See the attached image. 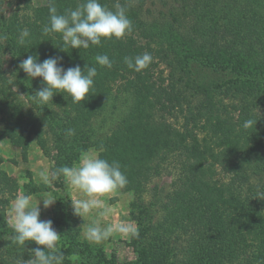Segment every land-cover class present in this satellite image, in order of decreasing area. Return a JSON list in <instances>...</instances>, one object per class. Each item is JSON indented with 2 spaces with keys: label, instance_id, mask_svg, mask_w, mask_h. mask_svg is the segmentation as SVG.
Returning a JSON list of instances; mask_svg holds the SVG:
<instances>
[{
  "label": "trees",
  "instance_id": "16d2710c",
  "mask_svg": "<svg viewBox=\"0 0 264 264\" xmlns=\"http://www.w3.org/2000/svg\"><path fill=\"white\" fill-rule=\"evenodd\" d=\"M152 1L156 2V0ZM167 1L160 0L164 6H167ZM175 1L179 2V0ZM22 2L23 0H19L16 4L17 10L12 13V17L9 19L4 17L6 21H12L14 24V20H17L21 25L23 24L25 14L20 18L18 8ZM81 2L83 0H54L58 13H64L69 8L75 9ZM101 2L104 5L120 3L127 7L129 15L134 18L131 19L133 26L139 28L147 40L144 47L153 58L147 67L148 70L151 71L152 65L155 70L160 62L171 67V74L164 79V83L144 81L146 86L154 88L157 98L162 96L169 102L167 105L163 104L166 112L174 116L181 114L184 117L182 129H185V132H180L171 125H165V115L163 129L165 131H168V128L173 129L175 135L183 137L196 136L198 131L202 130L206 131L211 139L215 138V142L221 146L219 153H215L221 168L218 174L221 178L226 176L228 179L226 186L222 183L224 187L221 191H226L230 199L239 206L236 212H225L223 209L217 215L213 207H207L202 213L196 212L195 221L192 223L190 222L192 215L188 209L182 207L183 210L180 212V206L173 205V211L170 209L172 211V217H170L174 221L169 219L166 221L168 224L159 223L156 229L157 235L161 240L168 242L170 231L178 230L179 238H181L179 232L188 234L185 240L174 242L177 253L184 255L183 260L179 259L180 263L224 264L227 261L240 260V264H264V237L261 235L258 237V240L260 239L258 245L240 238V234L243 238V231L248 228L251 230L257 228L263 233L262 227L253 223V218H242V215L264 216V0H210L209 2L215 6L214 11L217 10V12L213 15L214 19H209L215 22L210 23L209 29L204 27L208 20L189 18L185 8H181L185 9L183 13L172 11L169 15L163 13L158 15L154 22H150L146 14L140 13L139 8V12H135L136 6L139 3L143 4L145 0H100ZM172 3L174 0L170 1V6ZM186 6L183 5V7ZM139 7L141 8V4ZM30 18L34 19H29L28 22L31 35L28 39L31 41L26 40V42H30L36 50L45 53L43 48L46 52H53L57 47L59 49L63 47L66 49L64 50L66 59L70 62H77L82 70L85 65L96 66L98 72L97 77L94 78V85L84 101L73 103L71 96L67 93H57L55 94L57 97L52 98V105L49 101L41 107L38 106L43 114L42 117H45L53 128V143L66 144L64 149L66 157L62 158L64 153L58 156L56 168L64 166L63 164L70 165L71 159L74 160L89 144L95 146L104 159L125 161L123 155L128 152L131 133L129 121H123L105 137H97L99 133L93 125V120L103 115L104 111L110 107L109 103L113 101L111 105H115L119 99L118 95L113 96L111 83L117 75H114L107 67H101L97 62L89 61L93 46L90 45L87 49H72L70 46H64L61 34L48 36L42 34V27L49 21L48 5L34 8ZM124 38L119 47L126 43H134L131 35H125ZM102 43H104L103 40ZM153 43L156 45L154 46ZM166 47H169V50L165 49ZM7 48L0 43V50L4 51ZM216 49L222 51V54L219 53V59L214 57L217 56ZM16 52L12 56L18 67L20 58H27L30 51L25 50L24 44ZM197 53L206 54L211 62H216L217 66L214 67H219L218 69L229 75V79L220 83H198L192 77L193 74L187 64V58L194 57ZM2 55L3 53L0 54V115L7 121L17 116L15 110L19 107V103H15V99L12 98L13 93L11 94L7 86L8 77L2 64L4 60ZM47 55L45 54V57L39 60L42 62ZM59 66L67 69L68 63L63 62L61 58ZM75 66L77 65L70 67ZM148 74L152 75L150 72ZM101 76L104 78L99 80ZM129 83H132V80ZM126 84L121 91H127ZM54 100L58 105L60 104L59 106H67L65 114L53 107L57 104L53 102ZM153 100L148 101L152 103ZM37 105L40 104L37 103ZM141 105L139 101L136 102V108L139 109ZM248 119L254 120L256 125L254 123L248 129H244L242 125ZM159 121L154 120V123H162ZM67 129H75V135L67 136ZM1 134L11 137L13 141L22 138L16 132V127L11 131L6 129ZM71 143H84V145L80 149L77 145L73 147ZM169 144L170 150L159 162L161 165L155 166L154 170L157 173L168 172L172 175L169 184L171 190L167 191L172 202L177 200L179 194L192 201L198 197L203 198L206 192L215 190L211 183L217 182L212 176L217 174H211L207 178V174L204 173L205 166L207 171H211V166L214 164H204L202 158L191 159L190 147L185 144L184 138H177L176 143ZM152 168H140L134 162L130 163V170H132L130 172L134 179L131 187L143 188L142 184L147 181L146 176ZM121 170L128 174L127 164H123ZM212 172H215V169ZM10 190V187L2 183V176H0V209L6 206L8 197L3 199V196ZM209 211L214 214H210ZM3 225L7 228L5 223ZM186 226L192 230L186 229ZM3 233L1 228V235ZM8 242L12 247L14 244L12 240ZM3 245L4 239L0 237V264H15L19 256L17 246L4 248ZM251 245L254 247L252 253L247 249L248 247L251 249Z\"/></svg>",
  "mask_w": 264,
  "mask_h": 264
},
{
  "label": "rangeland",
  "instance_id": "374dc122",
  "mask_svg": "<svg viewBox=\"0 0 264 264\" xmlns=\"http://www.w3.org/2000/svg\"><path fill=\"white\" fill-rule=\"evenodd\" d=\"M170 1L168 0L167 6H164L160 0H156V2L145 0L143 4L139 3L136 6L135 12L138 13L139 8L141 14H146L148 21L154 22L158 15H163V13L169 15L171 11L183 13L186 9L189 18L208 20L204 26L207 29H209L210 23H215L214 20H209L214 19L213 15L217 12V10L214 11L215 6L209 2L210 0H185L186 2L174 0L172 6H170ZM17 3H19V0H0V34L7 37V39L0 40V43L8 47L4 51L1 49L0 54L3 53L4 60H2V64L7 71V86L11 94L13 93L12 98L15 99V103H19V107L15 110L17 116L14 119L9 118L5 121L3 116L0 115V176H2V183L12 190L5 192L3 199L8 197V200H6L7 204L0 209V237L4 239L3 247H16L15 244L11 247L8 242V240H12L13 236L11 235H14L13 229L8 224L10 202L17 194L29 195L35 205L39 196L44 192H48L57 200L48 209H45L41 202L40 219L53 221V226L60 235L58 245L64 254L63 264H184L185 262H179V259L183 260L184 255L177 253L174 242L181 239L185 240L188 234L179 232L181 237L179 238L177 236L178 230L175 232L170 231L168 242H165L160 239L156 230L159 223L168 224L166 221L173 219L171 218L173 205L180 206V209L178 208L180 212L183 210L182 207L188 209L192 215L190 220L192 223L195 221L196 212L202 213L207 207H213L214 213L217 215L223 209L225 212H236L239 206L230 199V195L226 191H221L222 187L226 186V180L228 179L226 176L221 178L218 174L221 168L216 160L215 153H219L221 146L215 142V138L211 139L209 134L202 130H199L196 136L190 137L186 135L183 137L175 135V130L173 129L168 128V131L163 129V121L166 120L165 125H171L174 129L185 132V129H182L184 117L181 114L174 116L166 112V107L164 108L163 104L167 105L169 102L162 96L158 97L160 98L159 100L154 94V88L146 86L144 81L147 80L157 84L164 83V79H167L169 74H171V67L164 62H160L155 70L152 65L150 68L152 72L147 68L141 72H135L127 67L123 62L125 56L135 57L145 52L149 53L144 47L147 40L143 36V32L134 26L133 30L126 34L133 37L134 43H126L124 46L119 47V44L125 40L124 36L121 39H106L103 40L104 43L100 46H93L92 57L89 61L96 62L95 57L97 55H108L112 61L110 70H112L114 75H117L116 79L111 81L113 96L118 95L119 97L115 105H111L113 101L109 103L110 107L104 111V114L93 120V125L98 130L99 136L97 137H105L110 135L123 121H129L131 126L129 148L128 152L123 155L125 161H119L121 168L123 164H127L129 171L128 174L124 172L127 177L125 186L118 187L109 193L99 196L97 199L98 206L93 208L84 218L76 216L71 206L72 200L86 199L84 194L70 187L62 175L55 178L50 175L49 183L47 184L40 180L39 172L41 170L46 168L51 174L58 163V156L64 153L62 158L66 157V151L64 150L66 144L53 143V128L47 122V119L42 117L43 114L38 109V106L41 107L43 105H37L32 99L31 95H34L37 90L45 86L42 84V78L30 79L23 70L19 69V65L18 67L15 65L14 56H12L23 46L18 43V36L22 29H28V22L31 19L30 13L36 7H46L49 4V0H23L18 5L19 17L21 18L25 14V20L22 25L17 20H14V24H12V21L8 22L4 19L5 16L8 19L12 17V13L17 10ZM140 4L141 8L139 7ZM106 5L109 9L114 10V3ZM183 5L187 6L183 7ZM129 14L127 11L130 20L134 19ZM207 29H205L206 32H208ZM26 40L31 41L28 38ZM153 45L155 46L156 44L153 43ZM27 49L30 51L28 52L30 53L29 55L38 56L39 59L44 58L45 54H48L45 59L51 56L62 58L63 62L68 63L67 69L72 65H78L77 62H70L66 59L67 55L59 47L53 52H46L45 48H43L45 53H41L30 42H26L25 50ZM165 49L169 50V47ZM215 52L217 56L214 57L219 59V53L222 54V51L216 49ZM20 59L22 61L26 58ZM187 60L188 67L193 74L192 77L200 84L220 83L229 79V75L218 69L219 67H214L217 66L216 62H211V59L206 54L197 53L194 57H188ZM149 72L152 74L151 76L148 74ZM103 78L101 76L99 80ZM130 80H132V83H129ZM125 84L128 86L127 91H121ZM56 97L54 95L53 99ZM150 99H154L152 103L148 101ZM138 101L142 103L139 109L136 108V102ZM53 102L57 103L55 100ZM49 104L52 105L51 101ZM59 105L57 103L53 107L60 113L65 114L67 106ZM154 120H160L159 122L162 123L155 124ZM11 125L12 128L16 127V132L22 137L21 139L13 141L11 137L1 134L6 129L11 131ZM177 138H184L185 144L190 147L189 157L191 159L199 160V158H202L204 164H214V166H211V171H207V166H205L206 169L203 171L207 174V178L211 174H217L212 175L213 180H217L215 184L211 183L215 190H211L209 193L206 192L203 198L198 197L196 200L192 199L191 201L188 197L186 198L179 194L176 198L177 200L172 202L171 196H168L167 193V191L171 190L169 184L171 183L172 175L168 172L157 173L154 170L161 165H159V162L163 160L166 152L170 150L169 143H176ZM71 144L73 147L77 145L80 149L84 145V143ZM88 151L96 152L100 155V151L92 144H89L74 160L71 159V164L67 166L71 167L79 161L84 152ZM193 154L195 155L193 156ZM109 162L111 161L109 160ZM133 162L140 168L153 167L146 176L147 181L142 184L143 188L131 187L134 179H132L133 175L130 172L132 171L130 170V163ZM214 169L215 172H212ZM129 179H131L130 182ZM209 213L214 214L211 211ZM186 217L188 218V215ZM248 217L250 219L253 218V223L257 224L258 227L261 226L264 233V216L256 215V217H251L250 215H242V218L247 219ZM95 220H98L102 227H113L114 230L109 239L100 243H92L85 238L84 231L86 227ZM3 223H5L7 228L4 227ZM120 225L127 226L131 231L127 234L121 233L118 230ZM1 228L4 232L3 235H1ZM185 228L192 230L188 226ZM263 233L257 228L255 230L248 228L244 229L243 238L241 234L240 238L243 241L247 239L253 245H258L260 243L258 237L260 235L264 237ZM37 247L43 246H39L34 242H27L24 249L16 247L19 251V256L15 264H23V261L31 259L30 251ZM247 249L252 253L254 247L251 245V249L250 247ZM239 262L240 260H233L224 264H240Z\"/></svg>",
  "mask_w": 264,
  "mask_h": 264
},
{
  "label": "clouds",
  "instance_id": "9594fccd",
  "mask_svg": "<svg viewBox=\"0 0 264 264\" xmlns=\"http://www.w3.org/2000/svg\"><path fill=\"white\" fill-rule=\"evenodd\" d=\"M49 21L41 31L48 36L61 34L64 46L72 49H87L89 46H100L102 40L121 39L133 30L132 21L127 15V7L117 3L113 9H109L100 0H83L75 9H66L64 13H58L54 0H49ZM30 37L27 28L22 29L18 36V43L24 45ZM7 39L0 34V40ZM62 51L63 47L61 48ZM60 59L49 57L42 62L38 56L29 55L19 64L27 76L42 78L45 85L35 92L32 99L38 104H46L52 101L57 93H67L73 103L84 101L94 85L97 76V67L85 65L82 70L79 65L64 69L60 65ZM150 53H143L135 57L125 56L123 62L135 72H141L152 62ZM95 60L101 67H112V61L108 55H97ZM256 122L248 119L243 123V128L248 129ZM67 136H74L75 129H67ZM50 175L53 178L63 176L65 182L73 189L79 190L86 199L72 200L73 213L84 218L90 211L97 207V199L105 193H109L118 187L127 184V177L121 170L119 161L102 158L98 153L84 152L79 161L71 167L64 165L55 168L50 174L48 169L39 172L40 180L49 183ZM55 199L50 193L44 192L34 205L29 195L17 194L10 202L8 212V224L13 229L12 242L20 248H25L27 242H34L43 247H37L30 251L31 259L23 261V264H63L64 254L58 241L60 235L53 226L52 220H41L40 204L48 209ZM112 226L102 227L98 220L90 223L85 231V238L92 243H100L111 237ZM121 233H129L131 230L120 225Z\"/></svg>",
  "mask_w": 264,
  "mask_h": 264
}]
</instances>
